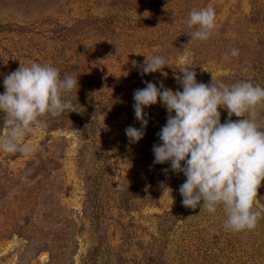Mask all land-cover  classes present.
<instances>
[{
  "label": "rangeland",
  "instance_id": "1",
  "mask_svg": "<svg viewBox=\"0 0 264 264\" xmlns=\"http://www.w3.org/2000/svg\"><path fill=\"white\" fill-rule=\"evenodd\" d=\"M209 5L216 34L191 40L189 12ZM232 48L239 56L225 59ZM145 55L171 67L142 76L131 61ZM20 61L50 64L79 87L68 94L76 111L42 117L19 141L27 151H0V264H264V218L228 230L222 207L186 208V177L153 163L164 106L145 108L140 141L125 133L140 127L134 90L147 80L175 91L185 64L198 82L264 87V0H0V94ZM256 206L264 210V182Z\"/></svg>",
  "mask_w": 264,
  "mask_h": 264
},
{
  "label": "clouds",
  "instance_id": "2",
  "mask_svg": "<svg viewBox=\"0 0 264 264\" xmlns=\"http://www.w3.org/2000/svg\"><path fill=\"white\" fill-rule=\"evenodd\" d=\"M191 40L207 41L217 32L216 11L211 5L193 8L186 20ZM111 43V42H110ZM232 48L225 59L238 57ZM140 74L163 73L167 60L161 55L146 56L142 64L132 60ZM175 76L180 88L173 91L163 81H143L144 88L133 92L134 117L140 127L125 129L129 144L145 135L149 115L145 108L160 103L167 118L152 151L154 164L170 162L172 171L186 177L179 186L186 208L215 213L222 207L224 227L233 232L254 230L264 218L256 206L258 189L264 182V87L249 80L231 84L214 80L197 81L194 67L180 66ZM182 74V75H181ZM159 84V87L157 86ZM4 92L0 94V112L5 118L7 134L0 137V151L15 154L27 151L19 141L42 117H59L76 111L68 94L78 89V77L65 74L50 64L33 61L3 76ZM227 119L221 123V112ZM233 115L240 119L233 120ZM161 187L167 189L164 182Z\"/></svg>",
  "mask_w": 264,
  "mask_h": 264
}]
</instances>
